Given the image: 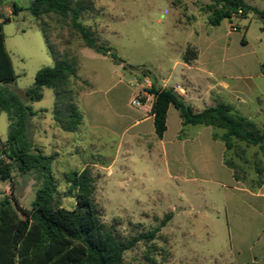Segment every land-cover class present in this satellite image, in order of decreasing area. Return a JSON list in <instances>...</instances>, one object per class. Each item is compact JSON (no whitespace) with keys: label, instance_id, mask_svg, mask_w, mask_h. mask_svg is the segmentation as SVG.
Segmentation results:
<instances>
[{"label":"rangeland","instance_id":"obj_1","mask_svg":"<svg viewBox=\"0 0 264 264\" xmlns=\"http://www.w3.org/2000/svg\"><path fill=\"white\" fill-rule=\"evenodd\" d=\"M31 1L0 0V14L10 18L8 23L1 25V31L15 75L13 83L1 86L29 105L34 112L41 111L37 118L30 120L27 132L29 139L44 155L52 157L51 171L57 190L55 201L66 210L73 208L75 198L74 193L68 191V175L86 168L91 176V198L100 224L126 247L122 256L123 264H226L218 254L223 246L220 235L217 232L210 235V230L204 228L212 226L210 222H204L199 214L202 211L200 197L187 195L188 200L180 199L181 192H189L195 186L189 182L167 179L160 166L144 164L137 159L136 153L125 156L123 151H115L114 144L118 137L114 132L125 125V122L113 119L114 112H124L125 107L119 99L111 109L105 106L100 107L102 111L93 106L86 109V120L91 125H96V128H88L82 142H76L72 137L68 144L62 143L56 150L57 153H54L53 131L46 136L33 137L37 129L53 126V91L50 88L43 89L42 98L37 102L29 103L25 100V91L32 86L36 72L54 64L47 43L61 59L75 61L77 69L78 62H82L85 65L83 71L86 81H90L95 87L108 86L110 78L106 67L89 57L94 54V50L84 46L78 33L72 28L69 17L63 18L55 14L33 17L27 10ZM90 1L92 10L82 13L79 22L90 24L88 28L97 43L109 46L115 56L129 65L142 62L148 67L166 68L175 53L173 48H166L167 42H182L189 36V31H181L174 26L177 15L171 8L172 0ZM14 6L22 10L16 12ZM109 8L111 11L107 15L100 14ZM201 12L206 13L203 7ZM95 17L100 20L103 17L104 25L103 22L101 26L93 24ZM230 23L233 24L232 31L236 30V25L239 30L228 37L227 51L217 48L206 55H216V66L224 71L253 76L251 80L241 84L251 111L262 109L263 113L252 114L251 121L263 130L264 79H258L255 75L264 69V21L248 15L245 18H233ZM228 24L225 20L224 25L219 28L210 27L207 32L215 33L217 30L225 34ZM242 36L247 41L245 47L239 42ZM223 54L224 57L233 55L237 58L233 61L226 58L225 63L220 64ZM69 84L76 105L79 93L89 91L91 84L77 77V72ZM108 96L110 97L103 93L94 98L101 101ZM8 126L7 115L0 112L1 142L7 138ZM106 128L113 134L107 132ZM94 134H102L104 144L91 143V136ZM224 159L242 184L254 186L258 182V170L264 168V147L246 145L233 139ZM210 162L214 170V156ZM11 176L10 181H0V201L5 198L16 199L22 209L30 210L35 193L41 186L40 180L34 173L19 175L15 170ZM184 176L189 174L185 172ZM195 185L205 188L207 193L209 188H214L209 183L197 181ZM18 215L21 217L20 213ZM168 215L170 219L162 225V220ZM151 232L154 235L148 239Z\"/></svg>","mask_w":264,"mask_h":264},{"label":"crops","instance_id":"obj_2","mask_svg":"<svg viewBox=\"0 0 264 264\" xmlns=\"http://www.w3.org/2000/svg\"><path fill=\"white\" fill-rule=\"evenodd\" d=\"M242 1L249 6L264 10V0ZM208 4H210L209 0L171 1V8L177 15L174 18V26L178 30L189 31V36L182 42L175 40L167 42L166 48H173L175 51L172 59L169 60L168 67L151 65L148 67L142 62L131 65L149 71L150 77H140L134 72L124 70L122 65L114 64L108 56L94 51V54L89 57L95 62L102 63L110 78L108 86L97 88L90 81H86L83 71L85 65L78 62L77 77L91 84L89 91H81L76 99V107L81 115L80 125L74 133H67L53 121V126L37 129L33 137L46 136L53 131L51 134L54 153H57L56 150L62 143L68 144L72 137L76 142H82L85 139L86 130L96 128V125H91L86 120V109L92 106L96 110H99L101 106L111 109L119 99L125 107L124 112H114L113 119L121 123L125 122V125L121 130L114 132V135L118 137L114 144L115 151H123L125 156L136 153L137 159L144 164L160 166L167 179L181 180L195 186L189 192L186 190L181 192L180 199L188 200L187 195L194 198L200 197L202 211L199 214L204 222H210L212 226V228L208 226L204 228L210 230V235H214L213 232L220 235L223 246L218 254L226 264H264V171L260 184L254 186L242 184L232 167L225 164L227 150L220 139L224 133L223 130L210 126H183L179 112L172 106L166 113L165 132L158 139L154 133L151 114L153 95L144 91L152 86L170 88L194 112L223 104L249 121L252 114L263 113L260 108L252 112L244 97V87L241 82L251 80L253 76L224 71L216 66L218 64L216 55H206L207 52L217 48L227 51L228 37L239 30L236 25V30L232 31L233 24L228 21L225 34L217 30L214 31L215 33H208V28L211 27L207 24L208 14L201 12V8ZM108 11L110 12L111 9L103 10L100 14L105 16L109 13ZM102 19L93 18V24L101 26V22L104 21L103 17ZM83 25L89 27L90 24ZM222 25L224 21L215 27L219 28ZM224 37L226 39L223 40ZM239 42L242 46H247L245 36H242ZM187 48L196 52L195 59L188 63L183 60V54ZM226 58H231L230 61H233L237 57L233 55L224 57L223 54L220 64L225 63ZM255 76L258 79H264V69L258 71ZM103 93H107L110 97H103L101 101L94 98L95 95ZM260 96L263 95L260 94ZM134 98L138 100L139 105H131ZM39 114L41 111L36 112L33 118H37ZM106 131L113 134L108 128ZM91 137V143L104 144L102 134H94ZM212 156L215 162L214 170L210 162ZM111 166L108 165V167ZM185 172L189 176L185 177ZM196 181L209 183L214 188H209L207 193L205 188L195 185Z\"/></svg>","mask_w":264,"mask_h":264},{"label":"trees","instance_id":"obj_3","mask_svg":"<svg viewBox=\"0 0 264 264\" xmlns=\"http://www.w3.org/2000/svg\"><path fill=\"white\" fill-rule=\"evenodd\" d=\"M209 1L210 4L204 9L208 14L207 24L211 27L248 15L264 21V10L249 6L242 0ZM14 7L16 12L22 10ZM27 10L36 18L49 14L69 17L72 28L85 47L108 56L114 64L122 65L124 70L140 77H150L149 71L125 63L114 55L109 46L98 44L91 30L79 22L82 13L92 10L90 0H32ZM9 21V17L0 14V112L7 115L9 122L7 138L4 142L0 141V156H4V159H0V181H10L15 170L19 175L34 173L41 186L35 193L30 210L22 209L16 199L0 201V264H123L126 247L98 220L91 198L92 180L88 169L68 175V191L74 193L75 204L71 210L61 208L54 197L57 190L51 171L52 157L45 156L28 137L29 123L36 112L1 86L11 84L15 79L1 31V25ZM47 47L54 64L36 72L32 86L25 91V100L37 102L42 98L43 89L50 88L53 91V121L62 131L74 133L80 125L81 115L69 83L70 79L76 77L77 64L61 59L48 43ZM195 57L196 52L191 48H187L183 54L186 63ZM144 91L153 95L151 114L158 139L165 132L166 113L172 106L179 112L183 126H210L223 130L220 139L226 150L231 148L233 139L246 145L264 147V129L257 128L227 105L218 104L194 112L180 96H173L170 88L152 86ZM263 171L264 168H261L257 172V184H260ZM169 219L170 215L166 216L162 225ZM153 235L154 232H151L148 239Z\"/></svg>","mask_w":264,"mask_h":264},{"label":"built area","instance_id":"obj_4","mask_svg":"<svg viewBox=\"0 0 264 264\" xmlns=\"http://www.w3.org/2000/svg\"><path fill=\"white\" fill-rule=\"evenodd\" d=\"M233 31H235V29H233ZM131 105H139V102H138V100L136 99V98H134L132 101H131ZM0 159H4V156L3 155H1L0 156Z\"/></svg>","mask_w":264,"mask_h":264},{"label":"water","instance_id":"obj_5","mask_svg":"<svg viewBox=\"0 0 264 264\" xmlns=\"http://www.w3.org/2000/svg\"><path fill=\"white\" fill-rule=\"evenodd\" d=\"M171 94L173 95V96H175V97H177L178 95H177V93L175 92V91H171Z\"/></svg>","mask_w":264,"mask_h":264}]
</instances>
